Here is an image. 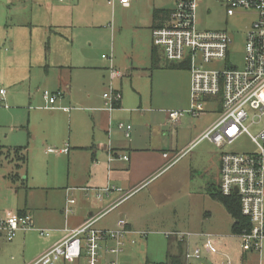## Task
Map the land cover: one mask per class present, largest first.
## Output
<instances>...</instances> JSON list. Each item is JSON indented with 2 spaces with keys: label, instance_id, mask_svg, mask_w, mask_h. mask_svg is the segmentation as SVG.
Instances as JSON below:
<instances>
[{
  "label": "rangeland",
  "instance_id": "rangeland-1",
  "mask_svg": "<svg viewBox=\"0 0 264 264\" xmlns=\"http://www.w3.org/2000/svg\"><path fill=\"white\" fill-rule=\"evenodd\" d=\"M23 3L27 4L26 0H0V47H2L1 31L13 28L14 23L11 21L24 20L26 16H29L26 13L28 9L23 8ZM165 4L172 9L174 1L170 0ZM144 7L145 2H141L129 10L118 8L111 10L110 6L108 9L102 3L95 6L87 0L86 4L80 2L77 10H71L67 6L63 25L60 28L51 27V32H46L44 26L42 28L38 25L37 32L33 34L31 40L28 36L29 26L24 28L23 39V27H19V37L15 46L21 47L20 51L22 47L25 49L22 53L23 57L25 56L27 59L31 57L34 61V57L40 55L43 61L41 67L35 65V70L32 72L34 77L31 82L24 81L16 87L20 90L17 100L13 102L7 100L5 95L2 100V95L0 96V146L2 148L20 146L24 147L27 152V155L22 153L27 157L26 163L18 161L7 150L3 149L0 152V215L5 210L14 212L28 210L32 213L33 229L39 228L37 230L46 232L47 228L50 229V223L57 224L59 221L58 214L64 204V187L86 184L83 179L75 182L71 180L72 171L79 169L82 160L80 159L78 163H69L65 155H58L57 150L64 143L87 144L89 142L90 132L93 128L92 122L79 113V110L94 104L63 100L65 96L59 95L54 105L55 109L44 110L42 109L44 106V101L41 99L43 98L42 93L45 90L50 93L51 90H55L52 89L51 79L52 76L56 77L59 72L64 73L65 78L70 77L71 85L73 83L75 85L81 79L76 77V80H73L71 75L83 71L99 75L103 67L109 66L110 61L116 66L115 69L124 75L131 66V61L134 65L138 62L148 63L147 56L152 39L150 31L145 28L149 24L150 18L143 12ZM78 10L84 11V14L80 16L84 18L80 21H77ZM18 11L20 12L17 13ZM99 11L102 12L100 17L96 15ZM254 17L255 15L251 11L241 10H238L234 15H227L224 0H197L196 2V27L200 30L226 31L232 38V44L229 47V62L238 67L242 66L243 35ZM54 20V24H56L57 19ZM158 50L163 55L162 48L158 47ZM161 59L165 61L163 56ZM223 63V61L212 62L206 64V67L209 69L220 68ZM60 66L63 68H59ZM142 71H145V74L137 72L134 76V73L131 81L134 86L142 90L143 101L148 102L153 88V77L148 70L143 69ZM9 73L10 70L7 66L4 68L0 66V88L6 91L9 89V81L4 80V75ZM46 73L48 77L45 80ZM167 73L161 71L156 74L158 81L156 109L168 112L186 110L189 107L188 97L176 96L172 93L163 94L168 89L169 91L173 90V88L165 86L164 81L167 78ZM178 77L179 80H182V76ZM103 80L107 82V77ZM107 83H104L102 88L94 86L92 89L94 94L103 96V93H109L110 88ZM116 85H114L116 89L111 88L122 90V94L128 98L132 92L134 93V86L128 78L124 77L122 83L117 82ZM203 101L204 111L199 116L194 117L185 113L177 121H168L166 130L161 131L163 137L172 142L177 141L179 144L187 143V145L194 140L222 111L221 95L205 96ZM29 113L31 114V123H29ZM255 119L259 120V118ZM133 121L134 118L129 121L131 126ZM119 122L127 123L121 117H115V127ZM249 122L250 118L244 124L253 135L264 128V116L261 117L259 124L250 125ZM68 135H71V141ZM47 148H51L52 151H47ZM255 148L247 135H241L232 144L222 148H218L208 140H203L193 147L187 157L179 162L172 171L177 170L180 165L186 164L189 158L192 159V166L197 168L201 165L206 166L211 156L216 157L224 152L251 153L255 151ZM195 169L191 170L192 177L189 180L186 177L187 174L179 173L180 178L184 174L186 187L184 186L181 190V184H175L174 195L168 202L163 199L157 202L158 205H154L151 201L144 200V197L143 201L137 200V196L133 198L134 204L133 201L128 202V204H132L131 206L127 204L129 213L138 217V222L132 227L134 232L131 239L135 242L131 243L126 238L122 251L118 254L108 255L107 261H116L117 264H164L168 253H181V260L184 264L183 251L187 248L191 252H200L201 255L204 252L209 254L205 245H202L201 242H193L191 233L204 231L213 234H229L231 232L233 218L222 205L213 210L209 206L203 205L200 195L202 191L197 184L199 172ZM213 173L212 170L210 174ZM188 190L193 192L192 196L184 194ZM215 190L217 188H214ZM75 192L74 197H76ZM138 203L142 208L137 207ZM205 210L210 212V218L206 222L204 220ZM38 232L26 233L27 246L25 250L8 245V240L4 236H0V264H16L22 254L28 256L34 251L46 239ZM175 232H180L183 235L189 233L190 237L185 239V244L181 241L179 243L174 241V238L169 240L166 238L167 233L169 236L175 237ZM141 233H146V236ZM253 255H256V259L252 258L247 264H264V240L261 251ZM84 261L85 257L82 256L73 264H83ZM205 264L210 263L205 261Z\"/></svg>",
  "mask_w": 264,
  "mask_h": 264
},
{
  "label": "crops",
  "instance_id": "crops-1",
  "mask_svg": "<svg viewBox=\"0 0 264 264\" xmlns=\"http://www.w3.org/2000/svg\"><path fill=\"white\" fill-rule=\"evenodd\" d=\"M86 1L87 0H26L27 4L23 3V8L28 9V12L26 13H28L29 16H26L24 20L19 19L11 21L14 23V27L7 29V31H1L2 47H0V66L2 68L7 66L10 70L9 74L4 75V80L9 81H5L8 82L9 89L7 91L4 90L3 94L7 100L12 102L17 100L18 92H20V90H18L16 87L24 81L31 82L32 77H34L32 72L35 70V65L41 67L43 61V58L40 57V55L35 56L33 59L34 61H32L31 57H28V59L25 58V56L23 57L22 53L25 49L22 47L20 51L21 47L15 46L19 37V27H23V39L25 30L24 28L29 26L28 36L31 40L33 34L37 32L36 27H38V25H40L42 28L44 26L46 32H51V27L60 28L63 25L64 12L67 6L70 7L71 10H77L80 2L86 4ZM109 1L110 0H89V2L93 3L95 6H99L101 3L107 9L110 6L111 10L113 8L129 10L134 8L135 5L145 2L143 12H145L146 16L150 18V22L145 26V28L150 31V37L152 28L163 25L168 20L171 12L174 9V6L171 9L169 6H167V4H165L170 0H165V2H163L164 0H130L129 6L126 7L122 6L118 0H115L113 4H111ZM155 11H160L157 18L154 17ZM19 12L20 11L17 13ZM82 14H84V11L78 10L77 21H80L84 18L80 17ZM96 15L100 17L102 16V12L99 11ZM55 18L57 19L56 24H54ZM152 50L157 56L156 68H151ZM162 56L163 55L158 50V47H155L153 44H151L147 56L148 63L145 64L144 62H138L134 65L131 61V66H129V68L126 70L125 75L118 71L120 76H111L110 68L115 69L116 66L112 63V61H110L109 66L103 67L102 70L100 69L101 73L99 75L88 71L78 72L75 75H71V77L74 78L73 80H76V77L81 79L80 82L78 84L75 83V85L74 83L71 85V78H65L66 75L64 73L61 74L59 72L56 77L52 76V89L55 90H51V94H55L57 96L60 95L62 97L65 96L63 100L94 104L87 106L82 110L77 109L80 111H78L79 113L92 122L93 128L90 132L91 134L88 140L89 142H87V144H77L75 142H71V144L64 143L62 147L57 150L58 155H65L69 163H78L80 159L82 160V162H80L81 166L79 169L72 171L71 180L75 182L83 179L86 184L84 186L64 187V204L60 214H58L59 221L57 224L50 223V229H46L47 235H41L40 232H38L39 230H37L39 228H37L35 230L31 229L25 232L20 231L16 238L8 240V245H11L16 249L20 248L25 250L27 246L26 233L34 231L38 232L40 236L46 238L28 256H24L22 254V257H20V259L18 258L19 260L16 264L29 263L32 259L48 249L51 245L61 240L69 230L78 227L90 216L96 215L116 203L118 204L113 209L108 211L95 222L94 227L100 230L113 229L116 227L117 221L123 219L126 221V229L129 230V232L125 235V241L127 238L130 240L129 242L134 243L135 241L131 239V236L134 232L132 227H134V225H136L138 222V217L129 213V208L127 206H131L132 204H128V202L130 203L133 201L134 204L133 198L136 196L137 200L143 201L142 198L144 197V200L151 201L154 205H158L157 202L163 199H166L168 202L174 195L173 187L175 184H181L180 188L183 190V187L185 186L184 174H187L186 177L188 180L191 179V170L196 168L194 165L192 166L191 158L188 159V164L184 163L179 166L178 169L181 171L178 172V169L172 171L179 162L187 157L191 150L172 165L166 166L168 160L172 158L178 151L184 149L187 146V143L179 144L177 141L172 142L163 137L161 131L166 130V124H168V121L171 122V120L168 117L169 112L166 110L156 109L157 104H155L157 102L156 87L158 85V81L156 80V74H158V72H168L167 78L164 81L166 85H164L168 86V88H173V90L169 91L168 89L167 91L163 92V94L166 93V95H169V93H172L176 96L182 95L188 97V101L190 73L188 66L185 69L169 68L165 66L166 63L169 62L166 60L163 61V59H161ZM176 64L181 65L182 63ZM59 68L63 67L60 66ZM143 69L148 70L151 74V77H153V88L150 92L148 102L143 101L142 90L139 87L134 86L133 81H131L134 73V76H136L137 72L145 74V71H142ZM178 76H182V80H179ZM47 77L48 74L46 73L44 79L46 80ZM106 77L108 83L103 80ZM124 77L130 79L132 86H134V93L132 92V95H130L128 98V96H124V94H122V90L119 91L117 89L119 93L122 94V98L116 103L113 109L107 110L105 104L103 105V102H105L103 96H100L97 93L95 95L92 89L94 86L102 88L104 83H107L108 88H114V85L117 86V82H120V84L122 83V79ZM0 90H2V88H0ZM1 95L2 94H0V96ZM3 95L2 100H4ZM159 95L160 94L158 92V96ZM41 99L44 101L43 98ZM4 106L7 107L6 105ZM37 108L40 109V107ZM42 109L52 111L55 108L54 106L53 108L46 107V103L44 101V106ZM63 109L65 110V108ZM30 117L31 114L29 113V123H31ZM115 117H121L127 122L126 124H129V121L134 118L129 137H125L123 131L118 129V126L115 127ZM68 138L71 141V135H68ZM3 149L9 151V153L13 155L15 147L2 148V150ZM63 149H67L66 152L62 151ZM23 150L21 152H24L27 155L25 148ZM46 150L52 151L51 148H47ZM110 153L112 155L111 159L109 157ZM164 153H167L168 156L164 157ZM220 154L216 157L211 156L206 166L201 165L196 168L197 172H199L197 179L198 188H200L203 192L200 194L203 200L202 203L203 205L209 206L211 210L222 205L212 196L214 188L218 189L219 185ZM121 155H126L128 157L127 160L121 159L119 157ZM212 170L214 173L210 174ZM181 172L184 174L183 177L180 178L179 173ZM107 185L116 186L120 188V191L113 192L109 196L103 197L101 200L96 199L94 197V189L103 188ZM74 192L76 197L73 196ZM130 193H132L130 196L120 203L118 202L124 195H128ZM184 194L187 196H192L193 192L191 193L188 190V192H185ZM66 198H72L75 201L74 203L68 204L66 203ZM137 207L142 208L140 203L137 204ZM25 211L28 210H17L18 213H23ZM208 218H210V212L205 210V222L209 220ZM233 223L234 220L232 225ZM232 225L231 232L229 234H213L204 231L194 234L191 233L193 242H201L202 245L205 243L206 235H211L215 240L214 250L209 252V254L204 252L203 255H201L204 262L208 261L210 264H221L229 261L231 264H247V262L252 258L256 259V255L253 254L260 252L261 250L243 251L238 234L232 231ZM141 234L146 236V233ZM166 238L168 240L174 238V241H177L178 243L181 241V243L185 244V239L179 240L176 237V234L175 237H171L167 233ZM113 244L114 242L111 240L101 243L103 247L111 246ZM184 252L185 250L183 251V255ZM108 255H110V253L102 251V255L98 264H104L108 262L106 259ZM74 262L67 263L59 261L55 264H73Z\"/></svg>",
  "mask_w": 264,
  "mask_h": 264
},
{
  "label": "built area",
  "instance_id": "built-area-1",
  "mask_svg": "<svg viewBox=\"0 0 264 264\" xmlns=\"http://www.w3.org/2000/svg\"><path fill=\"white\" fill-rule=\"evenodd\" d=\"M114 1L109 2L113 4ZM118 1L125 7L130 3V0ZM173 1L174 9L168 20L151 30L152 44L162 48L165 60L187 64L190 73L189 107L186 110L170 111L168 117L171 121H177L185 113L199 116L204 111L205 96L221 95L222 111L194 140L170 158L166 166L175 163L203 140L222 148L232 144L241 135H247L255 145V151L221 153L218 189L223 196H237L240 213L249 221L248 227L242 228L238 233L242 250L260 251L264 240V128L253 135L244 122L250 118L249 124L256 125L264 116V0H224L226 14L229 16L238 10L251 11L255 15L243 35L240 67L229 62L232 38L226 31L200 30L196 27L197 0ZM221 61L224 63L220 68L206 67V64ZM110 75L120 76V73L110 68ZM0 94H4L3 89ZM42 97L46 107L53 108L57 95L45 90ZM103 98L106 109L111 110L120 101L121 94L110 87L109 93H103ZM118 129L123 131L125 137H129L132 126L119 123ZM163 156L167 157L168 154L164 153ZM109 157L112 158L111 153ZM119 157L123 160L128 158L126 155ZM116 191L119 192L120 188L107 185L94 189V197L101 200ZM132 193L124 195L118 202ZM74 201L72 198H66L68 204ZM117 204L90 216L27 264H55L59 261L72 263L82 256L85 257L83 264H98L102 251L118 254L122 251L125 235L129 232L125 226L126 221L118 220L113 229L100 230L94 227L95 222ZM33 228L29 211L18 213L5 210L0 215V236L7 240H12L20 231ZM39 232L41 235H47L43 230ZM175 234L180 240L189 237V234ZM107 240L113 241L114 244L103 247L101 243ZM204 245L209 252L213 251L214 238L206 235ZM184 260L185 264H205L200 252H191L188 248L185 249ZM104 264L117 263L108 261ZM221 264L231 263L226 261Z\"/></svg>",
  "mask_w": 264,
  "mask_h": 264
},
{
  "label": "trees",
  "instance_id": "trees-1",
  "mask_svg": "<svg viewBox=\"0 0 264 264\" xmlns=\"http://www.w3.org/2000/svg\"><path fill=\"white\" fill-rule=\"evenodd\" d=\"M160 11H155L154 12V17H158ZM152 56V62H151V68H156L157 67V56L155 55V52L152 50L151 52ZM168 62V61H167ZM167 67L169 68H187V65L185 64H176V63H166ZM24 147H15L13 151V155L18 161H21L23 163H26V155L22 154V150ZM2 148L0 147V152ZM21 153V154H20ZM1 154V153H0ZM1 162V159H0ZM1 164V163H0ZM18 166V165H17ZM213 198H215L220 204H222L227 211V213L233 218L234 223L232 225V231L236 234H238L242 228L248 227L249 221L247 218L241 215L240 213V208H239V203H238V198L236 195H231V196H223L219 193L218 189L212 192ZM22 213V212H21ZM164 264H183L181 260V253L180 254H167V258Z\"/></svg>",
  "mask_w": 264,
  "mask_h": 264
}]
</instances>
